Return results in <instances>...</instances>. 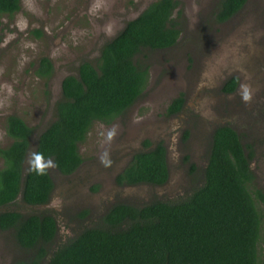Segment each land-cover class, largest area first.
<instances>
[{
	"label": "rangeland",
	"instance_id": "374dc122",
	"mask_svg": "<svg viewBox=\"0 0 264 264\" xmlns=\"http://www.w3.org/2000/svg\"><path fill=\"white\" fill-rule=\"evenodd\" d=\"M152 1L34 0L37 12L33 13L21 0V9L14 15H0V147L12 142L5 129L6 117H22L33 129L28 166L37 135L54 118L62 79L77 74L82 60L94 62L103 43ZM179 1L173 14L181 28L177 43L138 56L149 65V80L140 99L111 124H93L79 147L83 162L73 174L50 170L54 188L47 204L30 206L18 199L9 207L53 215L58 226L53 246L98 225L116 203L143 205L185 197L203 182L210 134L219 125L233 127L247 151H252L253 189L264 194V0H248L223 23L215 16L220 0ZM42 56L53 63L47 80L35 73ZM232 76L239 79L238 86L228 93L224 88ZM241 83L253 88L251 105L241 102ZM180 94L185 99L182 109L167 114L169 104ZM113 126L118 135L102 146L99 132ZM146 140L151 147L161 141L166 145L168 180L161 185L119 183L118 173L136 151L147 148ZM105 150L113 160L110 168L99 162ZM258 202L264 213V199ZM261 248L264 254V218ZM29 254L12 230L0 229V264H12Z\"/></svg>",
	"mask_w": 264,
	"mask_h": 264
},
{
	"label": "trees",
	"instance_id": "16d2710c",
	"mask_svg": "<svg viewBox=\"0 0 264 264\" xmlns=\"http://www.w3.org/2000/svg\"><path fill=\"white\" fill-rule=\"evenodd\" d=\"M245 2L220 0L216 20L227 21ZM179 5V0L150 2L103 43L94 62L82 60L77 74L62 79L54 118L37 135L35 145L36 152L57 162L60 173L71 175L80 167L79 147L95 122L111 124L143 95L149 65L138 56L177 43L181 28L173 14ZM20 9L21 0H0V15L12 16ZM35 73L49 79L51 59L42 56ZM237 83L236 77L231 78L225 91L232 92ZM183 105L180 94L169 104L167 114L180 111ZM5 129L12 142L0 147V229L12 230L19 246L30 252L12 264H264V213L258 202L264 194L253 189V153L230 125L214 129L203 182L185 197L143 205L116 203L98 225L85 227L55 246L58 226L53 215L9 209L18 199L30 206L47 204L54 181L50 173L38 176L27 170L32 127L10 114ZM145 145L118 173L119 183L161 185L167 181L165 146L159 142L151 147L149 140Z\"/></svg>",
	"mask_w": 264,
	"mask_h": 264
},
{
	"label": "clouds",
	"instance_id": "9594fccd",
	"mask_svg": "<svg viewBox=\"0 0 264 264\" xmlns=\"http://www.w3.org/2000/svg\"><path fill=\"white\" fill-rule=\"evenodd\" d=\"M24 7L30 12H37V8L34 0H24ZM238 95L240 96L241 102L245 105H251L254 99V91L250 84L241 83L238 89ZM99 135L103 138V144H111L116 136L118 135V128L113 126L106 131L99 132ZM99 162L101 166L110 168L113 164L111 154L109 151H103L99 156ZM28 171L35 173L38 176L48 175L50 170L58 168L57 162L51 157L45 158L44 153L32 151L29 153L28 159Z\"/></svg>",
	"mask_w": 264,
	"mask_h": 264
},
{
	"label": "flooded vegetation",
	"instance_id": "af4514ba",
	"mask_svg": "<svg viewBox=\"0 0 264 264\" xmlns=\"http://www.w3.org/2000/svg\"><path fill=\"white\" fill-rule=\"evenodd\" d=\"M247 2H248V0H246V2L244 3V5H245ZM244 5H243V6H244ZM236 13H237V12H236ZM236 13H235V14H236ZM235 14H234V15H235ZM231 17H233V16H231ZM231 17H230V18H231ZM230 18H229V19H230ZM229 19H228V20H229ZM224 22H225V21H224ZM221 23H223V22H221ZM232 64H233V65H234V64H237V62H236V63H235V62H232ZM233 77H235V76L230 77L228 80H230V79L233 78ZM236 78H237V77H236ZM237 80H239V79L237 78ZM239 82H240V81H239ZM226 83H227V82H226ZM225 86H226V84H225ZM237 86H238V83H237ZM237 86H236V88H237ZM236 88H235L232 92H234V91L236 90ZM224 90H225V89H224ZM226 92H227V91H226ZM232 92H228V93H232ZM184 103H185V99H184ZM178 112H179V111H178ZM178 112H176V113H178ZM176 113H174V114H176ZM170 115H173V114H170ZM216 127H218V126H216ZM216 127H214V128L212 129L211 134H210V138H211L212 133H213V131H214V129H215ZM157 143H159V142H157ZM161 143H162V144L165 146V148H166V157H167V163H168V150H167V147H166V145L164 144V142L161 141ZM209 143H210V141H209ZM155 144H156V143H155ZM155 144H154V145H155ZM209 147H210V146H209ZM168 167H169V165H168ZM169 174H170V171H169ZM168 178H169V175H168ZM168 178H167V180H168Z\"/></svg>",
	"mask_w": 264,
	"mask_h": 264
}]
</instances>
